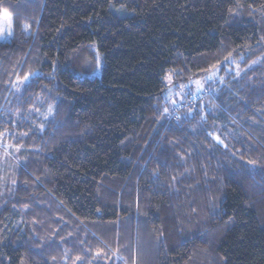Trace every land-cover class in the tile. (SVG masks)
<instances>
[{
    "label": "trees",
    "instance_id": "trees-1",
    "mask_svg": "<svg viewBox=\"0 0 264 264\" xmlns=\"http://www.w3.org/2000/svg\"><path fill=\"white\" fill-rule=\"evenodd\" d=\"M2 11L0 264H264V0ZM216 68L229 90L168 118L170 86Z\"/></svg>",
    "mask_w": 264,
    "mask_h": 264
},
{
    "label": "rangeland",
    "instance_id": "rangeland-1",
    "mask_svg": "<svg viewBox=\"0 0 264 264\" xmlns=\"http://www.w3.org/2000/svg\"><path fill=\"white\" fill-rule=\"evenodd\" d=\"M12 37V20L11 17L9 15V18L6 19L5 18V12L2 11L0 13V42H6L9 41L10 38ZM98 63H99V58L98 56L94 53L91 52V59L87 60L85 62V69L89 71L90 74H93L97 71L98 68ZM252 67V66H251ZM219 68H216L215 70H213L212 72H210L208 75H205L199 79H194V80H188L186 81L181 87L176 86L175 89L171 88V79H168V87L170 86L169 90H168V95L166 96V100L168 101V99L170 100V104H171V108L170 111L171 113H169V117H172L173 114L175 113V111L177 112V114L175 115V118H177L178 116L182 115L181 111L185 110L187 107L194 109L195 105L198 101L200 100H204L206 97H210L211 99H215L216 96L219 94V90L220 88L223 86L226 90H229V85L225 84L224 81V76L225 75H220L219 74ZM226 74H233L231 72V69L227 68L226 70ZM235 76V75H232ZM233 77H230L229 79H231ZM26 82V80L22 79L18 81V87H21L24 83ZM211 84V89H207L208 86L207 84ZM176 85V83H175ZM174 93V95H172ZM187 94H190L187 98H189V103H187L188 101L185 99V97L187 96ZM173 96V99L172 97ZM175 96V99H174ZM191 98V99H190ZM186 100V102H184ZM184 102V103H183ZM204 104H201L200 106V112L201 114L205 113L208 111V107L204 108L203 107ZM203 108V109H202ZM202 109V110H201ZM214 114H219V111L217 109L213 110ZM40 116H42L43 120L47 121L48 120V115L46 114V111H44L43 113L40 114ZM230 125H236V124H230ZM208 137H210V139L213 141L214 144H217L219 146H221L224 150L227 148V144L230 141V138H226L225 136L219 134V133H208ZM4 149V154L1 155L0 157V163L2 164H8V157L10 159L15 158L14 156L17 155L18 151L17 150H11L8 145L6 147H4V144H0V147ZM19 154V153H18ZM12 167L7 166L5 168V179L8 181L9 178H11V173H12Z\"/></svg>",
    "mask_w": 264,
    "mask_h": 264
},
{
    "label": "snow or ice",
    "instance_id": "snow-or-ice-1",
    "mask_svg": "<svg viewBox=\"0 0 264 264\" xmlns=\"http://www.w3.org/2000/svg\"><path fill=\"white\" fill-rule=\"evenodd\" d=\"M5 18H6V19H8V18H9V14H8L7 12H5ZM23 79H24V80H27V79H28V77H27V76H25Z\"/></svg>",
    "mask_w": 264,
    "mask_h": 264
}]
</instances>
